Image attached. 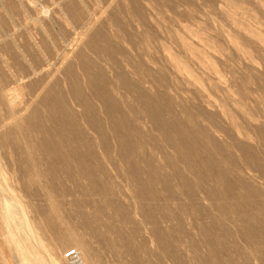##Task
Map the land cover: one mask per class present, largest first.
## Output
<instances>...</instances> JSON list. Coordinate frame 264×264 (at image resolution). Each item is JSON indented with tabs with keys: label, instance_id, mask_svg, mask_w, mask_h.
<instances>
[{
	"label": "rangeland",
	"instance_id": "obj_1",
	"mask_svg": "<svg viewBox=\"0 0 264 264\" xmlns=\"http://www.w3.org/2000/svg\"><path fill=\"white\" fill-rule=\"evenodd\" d=\"M12 2L16 9L10 8ZM33 4H25L24 11L17 0H0V53L44 54L39 56L42 64H36L35 90L43 78L55 75L50 76V91L30 106L21 123L22 129L35 132L40 177L30 172V162L19 151L15 165L20 188L32 195L24 200L30 199L35 209L30 216L48 246L64 256L73 244L66 237L73 231L87 243L96 264H264V6L259 0ZM176 32L180 39L188 36L183 40L205 53L215 70L191 57ZM48 53L55 58L46 62ZM64 53H70L69 62L58 66ZM170 56L185 63L195 81L176 72ZM110 76L123 86L113 85ZM109 84L122 95L109 91ZM122 87L143 100L137 103ZM80 103L86 110H76ZM4 152L0 148V156ZM45 188L62 206L59 216L47 208ZM86 205L100 211L99 218L95 210L87 219L91 212ZM103 221L110 223L111 234L100 229ZM3 252L0 264H20L10 247L3 246Z\"/></svg>",
	"mask_w": 264,
	"mask_h": 264
},
{
	"label": "bare ground",
	"instance_id": "obj_2",
	"mask_svg": "<svg viewBox=\"0 0 264 264\" xmlns=\"http://www.w3.org/2000/svg\"><path fill=\"white\" fill-rule=\"evenodd\" d=\"M13 1V0H11ZM18 1V7H20L21 9H24V11H27L26 10V6L25 4L29 5V6H34L35 5L33 4V0H17ZM113 1H117V0H113ZM220 1V0H219ZM259 2L261 3L262 6H264V0H259ZM14 2L10 3V8L12 9H16V6L17 5H14L13 4ZM16 3V2H15ZM110 3V2H109ZM113 3V2H111ZM124 3V2H123ZM122 3V4H123ZM223 4V3H222ZM111 4H109L110 6ZM227 5V4H226ZM116 6V5H115ZM119 6V5H118ZM223 7V6H222ZM125 8V7H124ZM127 8V7H126ZM221 8V7H220ZM229 8V7H228ZM8 9V8H7ZM156 9V8H155ZM11 10V9H10ZM225 10V9H224ZM228 10V9H226ZM13 11V10H11ZM21 12H23L21 10ZM20 12V13H21ZM229 12V11H228ZM8 13H11L10 11ZM19 13V12H18ZM13 14H15V12H13ZM17 15V14H16ZM19 15V14H18ZM56 15V14H54ZM89 15V14H88ZM8 17V16H7ZM60 17V16H59ZM91 17V16H90ZM1 19V18H0ZM7 19V18H6ZM6 19L4 18V20L6 21ZM239 19V18H238ZM2 20V19H1ZM8 20V19H7ZM16 20V19H15ZM158 20V19H157ZM233 20V19H232ZM236 20V19H235ZM38 21V20H37ZM3 22V20L1 21ZM9 22V21H8ZM12 22V21H11ZM239 22V21H238ZM89 23V22H88ZM95 23V20L92 19V22L90 23V26L92 24ZM3 24H6V22H4ZM2 24V25H3ZM13 24V23H11ZM84 24V23H83ZM9 25V24H8ZM7 25V26H8ZM241 25V24H240ZM11 27V26H10ZM50 27V26H49ZM52 27V26H51ZM8 28V27H7ZM43 29V28H42ZM89 29V28H88ZM86 30V29H85ZM186 31V30H185ZM188 31V30H187ZM245 31H247V33L251 34L252 36L256 37L257 39H259L260 41H262V38L261 36L255 32L254 30H251V29H246ZM194 32L193 31V34L190 32V34L194 35ZM29 33V32H28ZM86 35L88 33V31L85 32ZM171 33V32H170ZM173 33V32H172ZM184 33V32H183ZM186 33V32H185ZM199 33V32H198ZM31 33H29L28 36H31L30 35ZM82 34V33H81ZM84 34V33H83ZM175 34V33H174ZM176 34L178 35L179 33L176 32ZM188 33V35H190ZM195 34H197L195 32ZM84 35V36H86ZM176 35V36H177ZM182 35V34H181ZM179 34V41L181 42V45L189 52V54L191 55V57H193L194 59L196 58L199 62H201L204 66H206L207 68L211 69L212 71H214V67H213V63H209L210 61H207V56L205 57L204 54L202 53H199V52H196L193 48H192V45L190 46L188 44V41L185 42L183 39H188L185 35V37H183L182 39H180V36ZM190 35V36H192ZM203 35V34H202ZM21 36V35H19ZM83 36V38H84ZM197 36V35H195ZM195 36H192V37H195ZM200 36V34H199ZM80 37V36H79ZM175 37V36H174ZM182 37V36H181ZM204 36H202V38L200 37H197V38H200L201 41H204L203 39ZM30 38V37H29ZM147 38V37H146ZM176 38V37H175ZM32 39V37H31ZM75 39V38H74ZM77 39H81V38H77ZM203 39V40H202ZM17 41V40H16ZM16 41H14V44L16 43ZM177 41V40H176ZM207 41V38L204 42ZM7 43V42H6ZM55 43V42H54ZM151 43V42H150ZM209 43V42H207ZM206 43V44H207ZM21 45V44H20ZM238 45V43H237ZM23 46V44L21 45V47ZM236 46V44H235ZM239 46V45H238ZM69 47V46H68ZM237 47V46H236ZM240 47V46H239ZM19 49L21 50L20 46H19ZM70 49V47H69ZM32 50V49H31ZM71 50V49H70ZM166 50L167 52V49L164 48V51ZM185 50V52H187ZM197 50V49H196ZM144 51V50H143ZM26 52V51H25ZM24 51H22L21 53H0V68H1V71L3 74H1L0 76V148L1 149H5L6 152H4L3 155L0 156V223H1V228H2V233L0 234V238L3 239V243L0 241V253L2 255V258L4 257V252H3V246H6V247H10L13 254H14V257L16 258L17 262H19L20 264H63V262H66L65 259H64V256L63 254H58L56 252H54L49 246L48 244L45 242V240L40 236V234L37 232V229H36V226H35V223H34V220H32L30 214L35 210L33 208V204L31 203L30 199L27 200L26 202L24 201L25 199H28L30 198L32 195L29 193H26V192H23L22 189L20 188V184H19V179L16 178L17 175V170L15 168V165H16V158L17 156L20 154L19 152L23 153L24 156L26 157L25 159H27L26 161L30 162L31 165V169H30V172H32V174L34 173V175H36L37 178L40 177V172L38 173V169H39V164H38V161L36 160L37 158L35 157V148H36V143H35V132L33 130V128H31L30 130H25V129H22V121L24 123V116L25 114L27 113L28 109L30 108V106L32 104H34L36 102V100L41 96V94H43L44 92L47 91H50L48 90V86H50L51 84L49 83L50 81V76H55V75H51L50 73V76L47 78H43L45 79V82L39 86V88L37 90H35V80L36 79V76H37V68H36V64L40 63L42 64V60L40 59L39 56H42V54H40L38 56L37 53H25ZM70 52V51H69ZM49 56L46 57V53H45V59H46V62H48L49 60H52L53 58L55 57H52V54L51 53H48ZM65 54V53H64ZM207 54V53H206ZM58 56V54H57ZM70 56V53H66L65 55L60 56V58L62 57L61 61H60V64L58 66H61L63 65L64 63H68L67 60ZM43 57H44V54H43ZM42 58V57H41ZM207 58V59H206ZM129 59V58H127ZM135 59V58H134ZM98 60V59H97ZM95 60V62L97 61ZM170 60L172 61V64H173V68L176 69V72H180L182 74H185L187 75L188 77L192 78V80H194L193 78L195 76H192L191 74V71H189L188 69V66L184 65L185 63H181L180 60L176 59L174 56H170ZM209 60V59H208ZM121 61V60H120ZM102 62V61H101ZM79 59L77 60V62L75 64H77V68L79 69L80 68V64H79ZM83 63V62H82ZM98 62H96L97 64ZM100 63V62H99ZM105 63V62H104ZM200 63V65H201ZM22 64V65H21ZM23 64H25V66L27 67V69H25V71H22V68H23ZM40 64V65H41ZM44 64V62H43ZM49 64V63H47ZM79 64V65H78ZM125 64V63H124ZM100 65V64H99ZM110 65V64H109ZM138 65V64H137ZM98 66V65H97ZM106 66V65H105ZM128 66V65H127ZM126 66V67H127ZM134 66V65H133ZM202 66V65H201ZM46 67V66H45ZM72 67V66H71ZM82 67L83 64H82ZM87 67V66H86ZM86 67L84 69H86ZM102 67V66H101ZM130 67V66H128ZM44 68V66H43ZM49 68V67H48ZM60 68V67H59ZM58 68V69H59ZM76 68V69H77ZM107 68V67H105ZM131 68V67H130ZM205 68V67H204ZM207 68L205 70H207ZM47 69V67L45 68ZM57 69V68H56ZM75 69V70H76ZM103 69V67H102ZM112 69V68H111ZM115 69V68H114ZM113 69V70H114ZM132 69V68H131ZM135 69V68H134ZM44 70V69H43ZM82 70V69H81ZM145 70V69H144ZM55 71V70H54ZM54 71L52 73H54ZM84 71V70H83ZM132 71V70H131ZM25 72V73H24ZM58 72V71H57ZM82 72V71H81ZM86 72V71H84ZM88 72V71H87ZM100 72V71H99ZM106 72V71H104ZM143 71H139V73H142ZM217 72V71H216ZM42 73V72H41ZM76 73V72H75ZM110 73V72H109ZM111 73H112V70H111ZM115 73V72H114ZM44 74H45V70H44ZM56 74V73H55ZM80 74V73H78ZM100 74V73H99ZM102 74V73H101ZM138 74V73H137ZM148 74V73H147ZM47 75V74H46ZM49 75V74H48ZM72 75V73H71ZM70 75V76H71ZM82 75V74H81ZM85 75V74H84ZM107 75V74H106ZM135 75V74H133ZM139 75V74H138ZM144 75V74H143ZM42 76V75H41ZM75 76V75H73ZM83 76V75H82ZM88 76V75H86ZM85 76V77H86ZM109 76V75H108ZM120 76V75H119ZM117 76V77H119ZM91 77V76H89ZM88 77V78H89ZM111 77V76H110ZM116 77V76H115ZM116 77V78H117ZM138 77V76H137ZM52 78V77H51ZM76 78V77H75ZM80 78V77H79ZM112 78V77H111ZM121 79V77H119ZM136 78V77H135ZM139 78V77H138ZM84 79V76L83 78ZM81 79V80H82ZM142 79V78H141ZM196 79V78H195ZM65 80V79H64ZM74 80V78H73ZM85 80V79H84ZM84 80H83V83H84ZM139 80V79H138ZM144 80V79H143ZM141 81V82H144V81ZM191 80V81H192ZM44 81V80H43ZM52 81V79H51ZM50 81V82H51ZM78 81V80H76ZM112 81L113 85H119L121 87L120 84H118L119 82H121V80H119L118 78L115 79L114 77L110 80V82ZM124 81V80H122ZM139 81V82H140ZM195 81V80H194ZM193 81V82H194ZM200 81V80H199ZM228 81V80H227ZM75 82V80L73 81ZM79 82V81H78ZM109 82V83H110ZM198 82V80H197ZM42 83V82H41ZM60 83V82H59ZM115 83V84H114ZM125 83V81L123 82ZM50 84V85H49ZM73 84V83H72ZM76 84V83H75ZM78 84V83H77ZM103 84V83H102ZM140 84V83H139ZM143 85H146L145 83H141V86ZM69 85V84H68ZM81 85V84H80ZM79 85V86H80ZM83 85V84H82ZM89 85V84H88ZM106 85V84H105ZM113 85L110 86L109 84V91H115L114 88H113ZM53 86V85H52ZM87 86V85H86ZM118 86V87H119ZM123 86V85H122ZM60 87V86H59ZM65 87V86H64ZM81 87V86H80ZM79 87V89L81 90V88ZM129 87V86H128ZM128 87H122L126 92V95H129L131 93V90L130 88ZM51 88V87H50ZM56 88V87H55ZM68 88V87H67ZM83 88V86H82ZM146 88V86H145ZM62 89V88H61ZM70 89V88H69ZM77 89V88H76ZM99 89V88H98ZM119 89V88H118ZM78 90V89H77ZM79 90V91H80ZM87 90V89H86ZM201 90V89H200ZM199 90V91H200ZM54 91V90H53ZM63 91H67L66 88L63 89ZM62 91V92H63ZM90 91V89H89ZM121 91H123L121 89ZM52 92V91H51ZM108 92V91H107ZM124 92V91H123ZM139 92V91H137ZM136 92V94H137ZM202 91H200L201 93ZM204 92V91H203ZM202 92V93H203ZM49 93V92H47ZM61 93V92H60ZM72 93L69 92V94ZM64 94V93H63ZM114 94H119V93H115ZM133 94V93H132ZM132 94H130V96L132 98H134L135 96H132ZM147 94V93H146ZM204 94V93H203ZM62 95V94H61ZM91 95V94H90ZM107 95V93H106ZM112 95V93H111ZM122 95V93H121ZM119 94V97L121 96ZM205 95V94H204ZM203 95V96H204ZM45 96H48V95H45ZM65 96H67V94H65ZM72 96V95H71ZM89 96V95H88ZM118 96V95H117ZM125 96V95H124ZM124 96L122 99H124ZM130 96H127V98H129ZM200 96V94H199ZM202 96V97H203ZM206 96V95H205ZM62 97V96H61ZM81 97V96H80ZM95 97V96H94ZM139 97V96H137ZM143 97V96H142ZM201 97V98H202ZM67 98V97H66ZM83 98V97H82ZM130 98V99H132ZM136 98V97H135ZM141 98V97H140ZM140 98H136L137 99H140ZM144 98V97H143ZM140 99V100H143ZM55 99V97H54ZM79 98L77 97V100ZM206 99V98H205ZM73 101V98L71 99ZM76 100V99H75ZM90 100V99H89ZM69 101V100H68ZM67 101V102H68ZM83 101V100H82ZM86 101V100H84ZM83 101V102H84ZM123 101V100H122ZM145 101V100H144ZM207 101V100H205ZM63 102V101H62ZM64 102L65 99H64ZM75 102V101H74ZM77 102V101H76ZM75 102V103H76ZM91 102V101H90ZM95 102V101H94ZM93 102V104L91 105L92 106H95L96 104ZM124 102V101H123ZM134 102V101H133ZM208 102V101H207ZM70 103V102H69ZM98 103V102H96ZM126 103H128V101L126 100L125 101V105H127ZM136 103V102H134ZM137 103H138V100H137ZM142 103V102H141ZM140 103V105H141ZM206 103V102H205ZM210 103V102H209ZM61 104V103H60ZM84 103H80L77 105L76 110L77 109H80L83 107L82 105ZM132 104V103H131ZM131 104L129 103V105L131 106ZM39 105V104H38ZM63 105V103H62ZM65 105V104H64ZM67 105V104H66ZM75 105V104H74ZM127 105V106H129ZM210 105V104H209ZM76 106V105H75ZM126 106V107H127ZM212 106V105H211ZM47 107V106H46ZM65 107H68V106H65ZM64 107V108H65ZM88 107V106H87ZM144 107V106H143ZM51 108V107H50ZM56 108V106H55ZM54 108V110H55ZM58 108V106H57ZM61 108V106H60ZM69 109L71 108L70 106L68 107ZM84 108V107H83ZM89 108V107H88ZM141 108V106H140ZM221 108V107H220ZM52 109V108H51ZM86 110V107L84 108ZM91 109V108H90ZM93 109V108H92ZM125 109V108H124ZM127 109V108H126ZM131 109V107H130ZM128 109L131 113V110ZM53 110V111H54ZM62 110V108H61ZM126 110V111H128ZM142 110V109H141ZM221 112H223L224 114V110L223 108H221ZM252 110V109H251ZM34 111V110H33ZM52 111V112H53ZM64 111H66L64 109ZM70 111V110H69ZM135 111V110H134ZM68 112V111H67ZM66 112V113H67ZM71 112V111H70ZM88 112V111H87ZM137 112V111H136ZM56 113V112H55ZM72 113V112H71ZM75 113V112H73ZM103 113V112H102ZM122 113V112H121ZM82 114V113H81ZM126 115L128 114L125 113ZM134 114V113H133ZM141 114V113H140ZM69 115V114H68ZM125 115V116H126ZM132 115V114H131ZM135 115V114H134ZM142 115V114H141ZM104 116V115H103ZM75 117V116H74ZM73 117V118H74ZM82 117V115H81ZM106 117V116H105ZM141 117V116H140ZM147 117V116H146ZM95 118V117H94ZM99 118V117H98ZM35 119V118H34ZM76 119V118H75ZM78 119V118H77ZM76 119V120H77ZM83 119V118H82ZM80 119V120H82ZM30 120V119H29ZM68 120V119H67ZM70 120V119H69ZM68 120V122H69ZM79 120V121H80ZM90 120V119H89ZM92 120V119H91ZM111 120V119H110ZM78 121V120H77ZM84 121V119L82 120ZM86 121V120H85ZM84 121V124L86 123ZM103 121V120H102ZM127 121V120H126ZM71 122V121H70ZM145 122V121H144ZM67 123V122H66ZM79 123H83V122H79ZM108 123V122H107ZM147 123V122H146ZM80 124V125H81ZM231 124L232 126L234 127V129L240 133V130H239V127L236 126L235 124V121H233V119H231ZM27 125V124H26ZM86 125V124H85ZM152 125V124H151ZM89 126V125H88ZM32 127V126H31ZM39 127V126H38ZM37 127V128H38ZM92 127V126H90ZM113 127V126H112ZM26 128V127H25ZM40 128V127H39ZM89 128V127H88ZM97 128V127H96ZM35 129V128H34ZM45 129V128H44ZM83 129V128H82ZM87 129V128H86ZM50 130V129H49ZM48 130V131H49ZM65 130V129H64ZM90 130V128H89ZM147 130V129H146ZM180 130V129H179ZM87 131V130H86ZM124 131V130H123ZM217 131V130H216ZM51 132V131H50ZM58 132V131H57ZM93 132V131H92ZM108 132V131H107ZM41 133V132H40ZM64 133V132H63ZM90 133V132H89ZM47 134V133H46ZM52 134H55V133H52ZM51 134V135H52ZM57 134H62L60 131L59 133ZM94 134V133H93ZM97 134V133H95ZM113 134V133H112ZM246 134V133H245ZM14 135L15 137H18V140H15L13 141H10V136ZM50 135V136H51ZM243 135V134H242ZM48 136V135H47ZM54 136V135H53ZM64 136H65V133H64ZM96 136V135H95ZM52 137V136H51ZM13 138V137H12ZM53 138V137H52ZM59 138V137H58ZM64 138V137H63ZM98 138H99V135H98ZM75 139V138H74ZM58 140V139H57ZM60 140V138H59ZM68 140V138H67ZM98 140V139H97ZM115 141V139H113ZM88 141V140H87ZM93 141V140H92ZM66 143V142H65ZM69 143V142H68ZM99 143V142H98ZM109 143V142H108ZM40 144V143H39ZM60 144H61V141H60ZM38 145V143H37ZM63 145V144H62ZM61 145V146H62ZM99 147V145H98ZM51 148V147H50ZM49 148V149H50ZM42 149V148H41ZM64 149V148H63ZM68 149V148H67ZM65 150V149H64ZM99 150V149H98ZM116 150V149H115ZM19 151V152H18ZM49 151V150H48ZM53 151V150H52ZM51 151V152H52ZM46 152V151H45ZM65 152V151H64ZM91 152V151H90ZM93 152V151H92ZM114 152V151H113ZM160 152V151H159ZM19 153V154H18ZM99 153V152H98ZM48 156L51 155L49 153H47ZM54 154V153H52ZM56 154V153H55ZM52 155V156H55ZM65 154L68 155V153L65 152ZM86 154V153H85ZM102 154V153H100ZM97 155V154H96ZM103 155V154H102ZM23 156V155H22ZM59 156H62L59 155ZM114 156V155H113ZM76 157V155L74 156ZM101 157V156H100ZM99 157V158H100ZM104 157V156H103ZM119 157V156H118ZM41 158V156H40ZM60 158V157H59ZM69 158V156H68ZM107 158V157H106ZM19 159V158H18ZM23 159V158H22ZM24 159V160H25ZM72 159V158H70ZM74 159V158H73ZM72 159V160H73ZM20 160V159H19ZM18 160V162H19ZM49 160V159H48ZM51 160H52V157H51ZM58 160V159H57ZM107 160V159H106ZM118 160V159H117ZM185 160V159H184ZM45 161V160H44ZM66 162V160L64 161ZM69 162V160H68ZM100 162V161H99ZM44 163V162H43ZM63 163V162H62ZM123 163V162H122ZM26 165L29 164V163H25ZM67 164V162H66ZM53 165V164H52ZM83 165V164H82ZM28 166V165H27ZM28 166V168H29ZM42 167V166H41ZM43 168V167H42ZM52 168V167H50ZM8 169V170H7ZM15 169V171H14ZM53 169V168H52ZM144 169V168H143ZM19 170V169H18ZM148 171V170H147ZM16 173V174H15ZM50 174V173H49ZM121 174V173H120ZM53 175V174H52ZM58 175V174H57ZM62 175V174H61ZM76 175V174H75ZM74 175V176H75ZM54 176V175H53ZM78 176V175H76ZM58 177V176H57ZM63 178V177H62ZM73 178V177H72ZM53 179V178H52ZM58 179V178H57ZM116 179V178H115ZM51 180V179H50ZM62 180V179H61ZM66 180V178H65ZM21 181V179H20ZM55 181V180H54ZM51 186V185H50ZM40 188V187H39ZM47 188V187H46ZM46 188L44 189V199H46L45 203L47 202L48 206L47 208L49 207V211L51 213V215H55V214H58L57 216H59V213L63 212L62 210V206L57 204L56 203V199L53 195V192L52 190H46ZM48 189V188H47ZM206 189V188H205ZM38 191H41V190H38ZM62 191V190H61ZM60 192V191H59ZM32 193V192H31ZM42 193V192H41ZM106 193V192H105ZM101 197V196H100ZM33 199V198H32ZM31 199V200H32ZM35 201V200H34ZM33 202V201H32ZM109 202V201H107ZM110 203V202H109ZM81 204V203H80ZM82 205V204H81ZM107 207L108 204H106ZM83 206V205H82ZM87 206V205H86ZM105 206V204H104ZM35 207V205H34ZM88 207V206H87ZM106 207V206H105ZM111 207V206H110ZM80 208V207H79ZM83 208V207H82ZM90 209V207H88ZM92 208V207H91ZM96 210V208H94ZM97 209H100V208H97ZM106 209V208H105ZM83 210V209H82ZM90 209L89 211L91 213H89V217H86L87 219L92 217L93 216V211L95 210H92ZM101 210V209H100ZM108 210V209H107ZM106 210V211H107ZM110 210V209H109ZM85 211V210H84ZM88 211V212H89ZM97 211V210H96ZM82 212V211H81ZM87 212V214H88ZM99 213H96L95 215L99 214L100 215V211H97ZM108 212V211H107ZM110 212V211H109ZM112 212V210H111ZM114 212V211H113ZM84 213V212H83ZM90 214H92L90 216ZM109 214V213H108ZM107 214V215H108ZM111 214V213H110ZM85 215V213H84ZM94 215V217H95ZM99 215L98 218H99ZM102 215V214H101ZM104 215V214H103ZM102 215V216H103ZM56 216V215H55ZM81 216V214H80ZM96 216V217H97ZM111 216V215H109ZM83 218V217H82ZM102 218V217H101ZM85 219V218H84ZM86 219V220H87ZM104 219V218H102ZM107 219V218H106ZM93 220V219H91ZM95 220V219H94ZM105 220V219H104ZM148 220V219H147ZM88 221V220H87ZM90 221V220H89ZM99 221V220H98ZM109 220H107L108 222ZM91 222V221H90ZM97 222V221H96ZM105 221H103L102 223V228H99L100 229H105L107 230V232L111 229V225L110 223L109 224H106L104 223ZM92 223V222H91ZM100 225V222L97 223ZM87 225V224H86ZM90 224H88L89 226ZM94 225V224H93ZM87 226V227H88ZM97 226V225H96ZM92 227V226H91ZM95 227V225H94ZM85 228V227H83ZM71 230V229H70ZM89 230V229H88ZM91 230V229H90ZM95 230V229H93ZM91 231L92 233L94 231ZM98 231V228L96 229ZM103 230L101 232H103ZM104 230V231H105ZM72 231V230H71ZM73 232V231H72ZM72 232L68 233L67 237H66V240L68 242H72L73 244L71 245L70 249L68 251H71L73 249L77 250L78 253L80 254V257H81V260H82V263L83 264H96L95 260H93V256L91 257L90 254H88V245H86L87 243H85L84 241H81V239H77L73 236ZM90 232V233H91ZM96 232V231H95ZM106 232V231H105ZM110 232V233H109ZM107 234H111V231H109ZM97 233V232H96ZM104 233V232H103ZM98 234H100L98 232ZM66 235V234H65ZM95 236V234H92ZM105 237H106V234H104ZM97 236V235H96ZM100 235H98L97 237H99ZM102 236V235H101ZM109 236V235H108ZM95 237V238H97ZM109 238H111V236H109ZM104 237H102V241H103ZM101 240V239H100ZM105 240H108V238H105ZM112 240V238H111ZM110 241V240H109ZM108 241V242H109ZM99 242V241H98ZM105 242V241H104ZM107 242V241H106ZM107 242V243H108ZM100 243V242H99ZM111 242H109L108 245H110ZM113 244V243H112ZM106 245V247L108 246ZM130 245V244H129ZM91 246V245H89ZM111 246V245H110ZM113 246V245H112ZM105 247V248H106ZM90 250L91 247H90ZM109 250V248H108ZM11 252V251H10ZM92 252V251H91ZM90 253V252H89ZM10 254V253H9ZM87 255L90 257H87ZM62 256V257H61ZM95 256V255H94ZM13 257V259H14ZM6 259V258H4ZM6 261V260H5ZM140 261V260H139ZM15 263V262H14ZM98 263V262H97ZM102 264V263H101Z\"/></svg>",
	"mask_w": 264,
	"mask_h": 264
},
{
	"label": "built area",
	"instance_id": "obj_3",
	"mask_svg": "<svg viewBox=\"0 0 264 264\" xmlns=\"http://www.w3.org/2000/svg\"><path fill=\"white\" fill-rule=\"evenodd\" d=\"M64 259L68 264H83L80 254L75 249L66 252L64 254Z\"/></svg>",
	"mask_w": 264,
	"mask_h": 264
}]
</instances>
